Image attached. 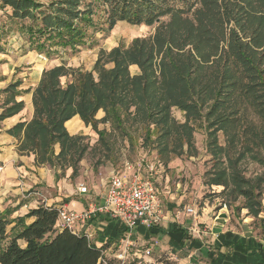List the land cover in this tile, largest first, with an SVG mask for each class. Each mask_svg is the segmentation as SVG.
Instances as JSON below:
<instances>
[{
    "label": "trees",
    "instance_id": "trees-1",
    "mask_svg": "<svg viewBox=\"0 0 264 264\" xmlns=\"http://www.w3.org/2000/svg\"><path fill=\"white\" fill-rule=\"evenodd\" d=\"M217 1L208 3L218 5ZM252 4L247 6L251 9L242 10L243 19L234 21V27L226 33L201 27V39H194L191 31H182L175 23L163 26L159 21L150 39L135 37L126 47L101 48L91 70L69 67L64 62L43 69L32 90V118L9 129L17 135L21 132L18 153H32L38 165H49L61 172L71 168V176L77 175L89 144L84 142L85 135L70 134L65 122L78 115L98 135L97 141L106 154L111 151V143L106 140V130L98 128L100 122H108L112 130L121 132L130 142V125H143V142H155L157 154L167 163L172 154L179 157L194 148V124L202 122L207 129V149L215 158L209 184L221 185L232 198L241 197L243 203L236 208L247 209L254 218L259 216L261 179H248L239 169L244 150L233 153L226 148L237 140L234 128L241 125L246 107H251L264 123V0H254ZM0 5L11 7L10 22L26 37L28 48L47 57L58 54L59 47L76 51L86 44L89 28H103L92 17L94 7L102 6L108 29L119 20L151 25L161 16L179 18L185 13L174 0H0ZM226 14L230 15L229 9ZM196 16L201 22L200 15ZM216 20L221 23L220 18ZM231 20L227 18V22ZM223 39L224 48L220 46ZM200 40L208 41L212 50L201 51ZM133 64L139 67V73L131 74L129 67ZM61 77L66 78L63 83ZM16 85L10 83L5 90ZM22 104L13 103L0 118L17 112ZM174 107L183 112V122L173 117ZM100 110L104 114L97 118ZM219 131L227 139L224 146L218 143ZM242 131L249 134L244 140L252 136V143L264 144L261 133L250 123ZM246 149L250 150L249 145ZM30 217L33 220L25 223ZM9 223L0 215V264L118 262L105 257V245L96 246L85 234L58 228L56 207L39 205L30 209L17 218L11 234L7 231ZM140 263L137 258L129 262Z\"/></svg>",
    "mask_w": 264,
    "mask_h": 264
},
{
    "label": "rangeland",
    "instance_id": "rangeland-1",
    "mask_svg": "<svg viewBox=\"0 0 264 264\" xmlns=\"http://www.w3.org/2000/svg\"><path fill=\"white\" fill-rule=\"evenodd\" d=\"M38 1L47 3L50 0ZM95 1L98 0H94V2ZM208 2L209 0H174L175 5L182 7L185 11L179 18L167 14L156 19V22L151 25H145L143 23L130 24L124 20H119L111 29H108L107 24L103 22L106 14L102 6H99L98 9L94 7L93 11L95 12L92 13V17L94 20H98L100 22L99 25L103 28L98 30L89 28L86 44L84 46H79L74 52H70L69 48L62 49L59 47L60 52L51 57H47L44 53H40L44 56L43 69L64 62L69 67L91 70L97 58L98 51L101 48L109 50L117 45L126 47L135 37L150 39L158 27L157 24L159 21L163 22V26L175 23L183 29L182 31H184V29L191 31L193 37H195L194 39L200 37L199 29H201V27H213L219 30V32L223 30V33H226L230 27H234V21H239V18L243 19L244 12H242V10L248 8L247 6H253L252 2L254 3V0H218V5ZM221 9H224V12L221 11ZM227 9L230 11V15L228 16L226 14ZM11 13L12 9L10 6L6 5L3 7L0 5V46L5 51L9 50L13 60L22 61L24 58H22L21 54L29 49L28 43L26 37L20 35L15 31L14 26H12L9 19ZM197 14L200 15L201 22L198 21ZM218 17L221 23H217L216 18L219 19ZM227 18L232 20L227 22ZM205 35L206 34H203V37H205ZM207 42L208 41L204 42V40H200L199 47L201 51L209 52L212 50ZM224 44L225 41L223 39L220 41V46L224 48ZM16 45L21 46L20 50L16 51L14 49ZM188 46L192 47L190 44ZM36 53L35 50H29V52H26V57L32 59ZM27 61L29 62L30 60ZM262 64L264 65V63ZM28 66L29 64L27 63L21 64V67ZM108 66H112V64H108ZM129 70L131 74L140 72L136 64L131 65ZM32 76L34 77V74ZM65 79V77H61V82L63 83ZM171 113L177 121L183 122L184 116L181 110L174 107ZM240 121L241 125L239 124L237 128H234L238 132L237 140L231 144L232 146H226V148L231 152L233 151V153L244 150L245 156L238 163L239 169L248 179L253 181L261 179L259 184L262 191V211L259 216L255 218L247 214V209L236 208L243 203L241 197L232 198L229 191L222 190L223 187L221 185L209 184V179L214 169L213 165L215 163V158L211 156L210 151L207 149V129L201 124L202 122H195L194 124V148L187 150L188 153H184L179 157L172 154L167 163L157 154L156 148H154L155 142L154 144L148 143L147 141L143 142L142 133L143 130H145L143 125L135 123L130 125L128 129L132 137V142H130L127 136H123L119 131L112 130L108 122H100L98 128H104L106 130V140L111 143V151L107 154L104 152L103 147L99 145L97 141L98 135L91 128L87 130L86 133L81 134L85 135L84 142H88L89 148L78 164L77 175L71 176V179L72 181L76 180V185L83 183L85 186L93 189V185L102 184V178L107 180L113 171L122 170L125 162L135 163L138 159L143 157L146 162L154 164V169L150 171V179L157 188L161 200H164L162 201V206L167 202H173L178 205L183 212L187 206L199 210L200 206L206 205V203L211 204L215 209L224 204L228 210L233 212L230 213L232 219L230 223H232L233 226L240 229L242 224H246L251 228V233L253 235H264V144L261 142L252 143V136L244 140L249 134H247L246 131H242L244 125L250 123L255 130L261 133L262 139L264 140V123L251 107H246ZM71 124L72 122H69L68 127H70ZM217 137L218 143L224 146L227 142L224 133L219 131ZM246 144L249 145L250 150L246 149ZM91 147H93L92 150H90ZM220 159L225 165L224 156H221ZM145 174L148 175L146 170H144V175ZM199 227L203 229V225L200 223ZM189 237L190 239H201L203 235L200 237L189 235ZM146 245L147 244H140L139 248L144 249ZM168 248L169 245L167 242L161 239L159 244H154L150 247L149 255L152 257L154 263L150 262L148 258L141 257L140 264H178V260L176 259L177 256L165 254ZM105 257L117 260L118 262L115 264H129V262L134 259L132 256H126V259L121 261L116 255H105ZM158 259L162 260V262L159 263L157 261ZM188 264L192 263L189 262Z\"/></svg>",
    "mask_w": 264,
    "mask_h": 264
},
{
    "label": "crops",
    "instance_id": "crops-1",
    "mask_svg": "<svg viewBox=\"0 0 264 264\" xmlns=\"http://www.w3.org/2000/svg\"><path fill=\"white\" fill-rule=\"evenodd\" d=\"M20 48L19 45L14 46L16 51ZM29 50L22 52L24 59L18 61L13 60L9 50L5 51L0 46V114L13 103H23L17 112L0 118V215L10 221L7 226L10 234L13 233L11 229L17 218L39 205L65 206L80 212L90 202L94 205L102 204L108 180L102 178V184L93 185V189L86 186L88 193H78L76 180L71 179V168L61 172L49 165L36 164L32 153H18L17 144L21 132L17 135L9 129L18 122H26L32 118V90L44 68V56L36 53L29 59L26 57ZM22 63L29 66L21 67ZM10 83L17 85L5 90ZM103 114L100 110L96 117L101 118ZM71 121L72 124L68 127ZM65 126L70 134H83L91 128L78 115L68 119ZM230 213L231 210L224 204L215 209L206 203L200 206L193 219L175 203L167 202L163 204L164 219L160 226L146 228L138 225L133 230V243L126 249L127 256L148 258L154 263L150 255H144V251L150 250V247L163 239L169 245L165 254L177 256L178 264H264V235H253L246 224H242L240 229L233 226L230 223ZM32 220L33 217L26 218L25 223ZM194 222L203 225L205 233L201 239H190L188 235L187 229ZM83 230L96 246L105 245L103 252L107 256H115L124 249L121 241L126 236L125 227L108 213L97 212L92 215L84 224ZM19 243L24 244L22 240ZM140 244L147 245L140 249Z\"/></svg>",
    "mask_w": 264,
    "mask_h": 264
},
{
    "label": "built area",
    "instance_id": "built-area-1",
    "mask_svg": "<svg viewBox=\"0 0 264 264\" xmlns=\"http://www.w3.org/2000/svg\"><path fill=\"white\" fill-rule=\"evenodd\" d=\"M154 164L146 162L142 157L135 163L125 162L122 170L113 171L107 180L103 202L100 205L89 203L88 207L80 212L68 209L65 206L56 207L58 228H66L77 234H88L83 230L84 224L97 212L108 213L119 220L125 227L126 236L121 241L124 249L116 254L117 258L124 261L127 256V247L132 245L131 235L138 225L146 228L158 227L164 219L163 206L160 195L150 179V171ZM144 170L148 175H144ZM78 193H88L87 187L80 183L76 187ZM185 213L193 217L197 216L194 207H185ZM187 232L191 236L200 237L205 231L194 222ZM146 249L144 255H149ZM141 259V257H135Z\"/></svg>",
    "mask_w": 264,
    "mask_h": 264
}]
</instances>
